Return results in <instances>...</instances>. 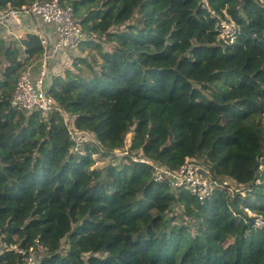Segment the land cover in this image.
Returning <instances> with one entry per match:
<instances>
[{
  "label": "trees",
  "instance_id": "1",
  "mask_svg": "<svg viewBox=\"0 0 264 264\" xmlns=\"http://www.w3.org/2000/svg\"><path fill=\"white\" fill-rule=\"evenodd\" d=\"M31 1L0 0V10ZM63 3L99 61L74 58L48 93L85 139L76 149L58 111L12 106L43 48L30 31L0 38V234L38 239L43 264H264V226L254 227L264 218V0ZM220 19L235 24L232 42L217 39ZM192 156L236 189L201 202L154 180V165L174 170Z\"/></svg>",
  "mask_w": 264,
  "mask_h": 264
},
{
  "label": "built area",
  "instance_id": "2",
  "mask_svg": "<svg viewBox=\"0 0 264 264\" xmlns=\"http://www.w3.org/2000/svg\"><path fill=\"white\" fill-rule=\"evenodd\" d=\"M27 26L37 34L43 47L42 53L28 65L19 75L11 94L12 106L26 111H39L48 115L58 111L67 126L70 139L76 149L80 148L85 133L74 126V119L63 111L54 98L48 93L50 83V61L56 55H63L64 50H75L88 37L82 30L73 7L64 4L63 0H33L19 8H8L0 11V36L10 37L16 30ZM33 27V28H32ZM218 40L232 42L235 39V24L226 19L217 23ZM20 37V35H16ZM136 161L150 163L139 156ZM154 180H167L174 189L186 188L199 201H204L214 193L217 187L232 192L235 188L230 180L224 183L213 178L207 167H204L194 156L186 157L184 163L177 169L154 165ZM249 216L254 214L245 208ZM264 218L256 217L255 227L261 228ZM6 236L0 234V254L13 251L22 257V264H42L47 248L38 239L29 246L19 243H8Z\"/></svg>",
  "mask_w": 264,
  "mask_h": 264
},
{
  "label": "rangeland",
  "instance_id": "3",
  "mask_svg": "<svg viewBox=\"0 0 264 264\" xmlns=\"http://www.w3.org/2000/svg\"><path fill=\"white\" fill-rule=\"evenodd\" d=\"M16 36V35H15ZM95 40L96 41H98L99 43H100V46H101V49L103 50V49H105V50H108V49H110V44H108V43H106L103 39H99V38H95ZM81 48H83V49H81V51H80V53L81 54H83L82 56L83 57H86L87 58V60L90 62V63H92V64H95L94 62H93V60H97V61H99V57L97 56L98 55V48H89L88 47V45L86 46V45H82L81 46ZM76 50H78V49H76ZM75 50V51H76ZM80 50V49H79ZM72 60H74V58H71L70 57V60H69V62H68V64H70L71 62H72ZM5 62H1L0 63V72H1V70H2V68L5 66ZM51 64V63H50ZM68 64H66V63H64V62H62V64L61 65H59V66H55V65H52L51 64V66H55V68H54V70L57 68V70H55L54 71V73L53 74H63V72H64V70L65 69H68V68H70V66H71V64L70 65H68ZM81 66H83V68L85 67L86 68V65H83V64H81ZM74 67V66H73ZM76 70V69H75ZM72 71H74V70H72ZM56 74V75H57ZM50 75H51V72H50ZM263 115H264V113H263ZM132 137H133V133H129V134H127L126 136H125V144H126V147H128L129 145H130V142H131V139H132ZM116 152L118 153V154H116V155H114L113 154V156H114V162L116 163V162H118V161H120L121 160V158H122V156H124L125 155V153L124 152H122V151H119V150H116ZM65 249V248H64Z\"/></svg>",
  "mask_w": 264,
  "mask_h": 264
},
{
  "label": "crops",
  "instance_id": "4",
  "mask_svg": "<svg viewBox=\"0 0 264 264\" xmlns=\"http://www.w3.org/2000/svg\"><path fill=\"white\" fill-rule=\"evenodd\" d=\"M0 11H1V10H0ZM26 28H28V27H27V26H23V27H21L20 30H16V31L12 34V36H10V37H2V36H0V37H1L2 39L6 40V41H11V40H15V41H17L18 39L16 38L15 35H24V34L26 33V31H29V30H27ZM32 28H33V27H32ZM30 31H31V29H30ZM82 49H83V48H82ZM80 51H81V49H80V50L78 49V50H76V51H74V50H69V51H67V52H66L64 55H62V56L53 57L50 63H51L52 65H57V66L61 65L62 62L68 64V62H69V60H70V57H71V58H76V57H79V56L83 57V56H82L83 54H81ZM73 61H74V60H72V62L70 63V64H71L70 68H68V69H70V70H74V67H73L74 65H72V64H73ZM74 62H75V61H74ZM70 64H68V65H70ZM55 70H57V68H56ZM55 70H54V71H55Z\"/></svg>",
  "mask_w": 264,
  "mask_h": 264
},
{
  "label": "clouds",
  "instance_id": "5",
  "mask_svg": "<svg viewBox=\"0 0 264 264\" xmlns=\"http://www.w3.org/2000/svg\"><path fill=\"white\" fill-rule=\"evenodd\" d=\"M70 6H71V5H70ZM1 11H2V10H1ZM74 14H75V13H74ZM76 18H77V17H76ZM77 19H78V18H77ZM26 29L30 31L29 28H26ZM82 30H83V29H82ZM30 32H32V31H30ZM32 33H34V32H32ZM34 34H35V33H34ZM85 34H86V33H85ZM35 35L37 36V34H35ZM22 36H23V35H20L19 38H18V37H16V38L19 40ZM37 37H38V36H37ZM0 38H1V37H0ZM88 38H89V35H88V37H87L85 40H87ZM38 39H39V38H38ZM39 41H40V40H39ZM82 43H83V42H82ZM82 43H81V44H82ZM40 44H41V43H40ZM41 46H42V45H41ZM80 46H81V45H79V47H78L77 49H79ZM42 48H43V47H42ZM75 50H76V49H75ZM75 50H74V51H75ZM42 51H43V50H42ZM67 51H69V50H64V51H63V55H64ZM41 53H42V52H41ZM58 56H59V55H56V56H54V57H58ZM60 56H61V54H60ZM35 60H36V59H35ZM35 60H34V61H35ZM34 61H33V62H34ZM31 62H32V61H31ZM31 62L28 63V64L25 66V68H26L28 65H30V64L33 63V62H32V63H31ZM50 62H51V61H50ZM55 66H56V65H55ZM55 66H51V64H50V72H51V75H50V72H49L50 83L48 84V88H49V86H50V84H51L52 76L57 74V73H56V74H53V73H54V68H55ZM25 68H24V69H25ZM24 69H23V70H24ZM57 75H59V74H57ZM15 84H16V83H15ZM48 88H47V91H48ZM13 90H14V89H13ZM54 100H55V99H54ZM245 212H246V211H245ZM246 213H247V212H246ZM254 225H255V224H254ZM263 226H264V225H263ZM263 226H262V227H263ZM254 227H255V226H254ZM255 228H257V227H255ZM1 234H2V233H1ZM4 235H5V234H4ZM8 243H9V242H8ZM10 243H14V242H10ZM14 253H15V252H14ZM46 253H47V251H46ZM18 255H19V254H18ZM45 256H46V255H45ZM43 259H44V258H43ZM42 264H43V262H42Z\"/></svg>",
  "mask_w": 264,
  "mask_h": 264
}]
</instances>
